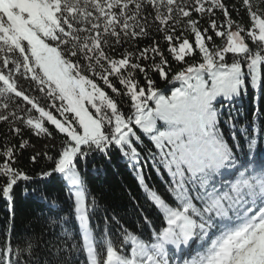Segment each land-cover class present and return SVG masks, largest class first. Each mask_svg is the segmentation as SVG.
Masks as SVG:
<instances>
[{
	"label": "snow or ice",
	"instance_id": "1",
	"mask_svg": "<svg viewBox=\"0 0 264 264\" xmlns=\"http://www.w3.org/2000/svg\"><path fill=\"white\" fill-rule=\"evenodd\" d=\"M243 4L251 19L247 37L252 47L258 49L255 54L241 35L244 28L236 25V30H232L234 21L222 0H192L191 4L189 0H0V121H20L37 136H51L47 122L66 134L55 156L45 153L54 167L43 175L61 174L67 182L69 200L74 199V208L66 216L60 214L62 208L57 207L55 200L46 202L49 215L44 226L55 225L60 231L52 232L43 247L38 239L30 237L28 246L35 259H29L27 264H264V161L257 168L251 159L239 160L219 127L222 109L214 104L219 103L217 97L231 100L238 95L245 83L243 62H247L252 84L260 79L264 13L259 9L253 11L251 0H243ZM189 7L201 16L212 14L214 8L223 10L228 31L218 30L215 20L209 21V27L217 37L226 35L225 46L214 52L209 50L205 41L212 37L207 35L208 29H198ZM153 13L175 60L183 61L193 51L189 39L181 41V37L173 35L184 18L195 36V48L203 56L202 63L172 76V80L182 81V87L170 97L160 94L151 79L147 89L139 87L134 72L146 70L131 62V53L125 52L117 60L104 50L109 46V37L119 44L122 37L146 35ZM149 52L160 57L159 64L153 61V69L166 79L167 60L158 46L143 49L136 59H148ZM225 53L235 54L230 64ZM122 70H127L126 76ZM85 72L99 76L117 95L121 93L109 76L119 78L126 88L123 95L130 97L134 112L125 118L117 101L82 74ZM203 73L212 78L211 88L205 85ZM32 91L43 95H32ZM42 100L44 104L53 102L45 107ZM57 100L61 102L59 106ZM21 101L31 108L22 107ZM149 101L155 102V109L149 107ZM85 103L95 110L94 114ZM10 108L13 110L9 111ZM49 108L56 109L63 119H58ZM33 109L38 116L31 114ZM20 112L25 116L21 117ZM66 113L73 115L70 118ZM255 116L258 119L259 113ZM157 120L164 121L168 130L158 131ZM225 123L236 127L231 120ZM255 123L254 119L253 131ZM134 126L151 135L164 157L163 166L174 181L179 177L175 187L170 188L175 206L150 192V199L163 212L167 224L151 234V242L123 227L122 239L110 238L107 218L103 230L99 223L92 226L97 205L94 200L86 204L87 189L74 163L87 157L93 147L103 152L112 144L121 149L127 146L125 156L139 161L140 153L133 145L140 141V136ZM12 131L21 130L14 127ZM241 132L248 147L253 148L255 136L250 138L247 129L242 128ZM165 140L170 145L168 151ZM26 144L22 141L19 147L23 149ZM13 152V147L6 146L0 153L6 158L0 164V176L7 177L2 194L9 201L13 186L19 180L31 179L12 167ZM187 184L192 188H187ZM191 191H195L194 197ZM129 244L130 255L123 247ZM64 245H69L71 259L65 255ZM11 252L7 245L0 250V264H21L19 257L12 259Z\"/></svg>",
	"mask_w": 264,
	"mask_h": 264
},
{
	"label": "trees",
	"instance_id": "2",
	"mask_svg": "<svg viewBox=\"0 0 264 264\" xmlns=\"http://www.w3.org/2000/svg\"><path fill=\"white\" fill-rule=\"evenodd\" d=\"M192 0H189V4ZM226 6L229 16L234 21L232 30H236V25L244 28L241 33L245 37L246 43L249 44L253 54L258 49L252 47V41L247 37V31L251 28V19L248 14V9L244 6L243 0H222ZM252 10L259 9L264 13V0H251ZM209 6L206 3V7ZM149 11L151 9L149 8ZM191 19L198 21V29L203 32L208 29L207 35L212 37L211 41H205L206 46L210 51L214 52L226 45V35L217 37L215 32L209 27V21L215 20L218 30L228 31L226 18L223 10L214 8L212 14L205 13L201 16L189 7ZM223 25V27H221ZM158 21H154V13L149 18L147 34L136 38L122 37L119 44L115 38L109 37V46L105 47L107 54L113 59H121L125 52L131 53V62L139 63L145 68V72H134V78L139 87L147 89V81H153L154 88L165 97H170L174 91L182 87V81L172 80V76L179 71L186 69L188 66L198 65L203 62V56L199 49L195 48V36L191 28L187 25V18L181 20L173 33L174 36L189 39L193 46V51L185 56L183 61H177L172 54L168 52V41L164 39L165 33L159 30ZM171 22H169V29ZM158 46L164 53L167 64L164 68L167 71V77L161 78L159 73L153 69V61L160 63V57L155 56L152 52L147 54L148 59L137 60L140 51L145 48ZM264 51V49H259ZM235 54L225 53L227 63H231ZM243 59V56L240 57ZM218 59V58H217ZM95 63V61H93ZM106 66V65H105ZM100 70L99 68L97 69ZM130 70V69H129ZM241 72L245 75V83L238 89V95L231 100H225L222 96L217 97L219 103L214 102L215 107L222 109V114L219 117L218 123L225 139L229 145L234 148L236 155L240 161L247 162L249 159L255 162V166L259 168L264 159V63L261 65L260 79L256 84L251 82V74L248 69L247 62L241 64ZM93 79L103 91L106 92L117 101L118 108L121 113L131 115L134 112L132 109V101L129 96L123 95L126 88L119 83V78L110 75L109 79L113 86L118 89L121 95L112 93L111 89L103 83L99 76L93 75L91 72L82 73ZM124 76L127 75V70H122ZM205 85L208 88L212 87V78L208 73H203ZM147 77V78H146ZM167 81H171L168 83ZM32 95H43L36 91L31 92ZM147 94V93H146ZM19 100V98H16ZM53 101H48L51 104ZM44 104V101H41ZM56 105H60V101H55ZM99 103V101H97ZM149 107L155 109L154 101H149ZM47 104H44L47 107ZM21 106L31 108L30 105L21 101ZM89 111L94 114V109L85 103ZM13 109L10 108L9 111ZM58 119H63L60 113L54 108H49ZM2 111V109H0ZM259 113L257 119L255 114ZM32 115L38 116L35 110H32ZM21 117L25 116L24 112H20ZM70 118L73 114L66 113ZM110 115V110H109ZM255 119V131H253L252 121ZM231 120L235 124V129L225 121ZM45 126L51 132V136H37L33 130L26 127L20 121L4 122L0 121V153L6 146L13 147V159L10 161L12 167L24 172L31 177L29 180H19L13 186L10 195L11 201L3 197L2 186L6 184L7 177L0 176V250L7 245L12 249L10 253L12 259L19 257L21 264H27L29 259H35L31 256V249L28 246L30 237H35L40 241V247L49 241L52 232H59L58 226L45 227V218L49 215L46 202H57V207L62 208L61 215H68L74 208V199L69 200L67 191V182L61 174L54 173L51 176H44V172H50L54 167L53 161L47 159V156H55L61 150L64 144L66 134L60 133L54 125L47 124ZM78 127V125H74ZM19 127L20 132L12 131V128ZM247 129L249 137L255 136L256 144L253 148L248 147L241 129ZM158 131H167L168 128L164 121L157 120ZM134 131L140 136V141H137L133 146L137 147L140 153L139 161H131L125 152L129 151L127 146L121 149L114 144L108 145L103 151L93 150L91 153L77 163V170L87 189L86 204L95 201L97 208L92 220V226L95 228L99 223L101 230L104 228L105 218L108 220V226L112 233L110 238L122 239L121 228L131 230L134 234L140 235L141 238H147L151 241V234L164 227L166 221L161 210L157 208L154 201L150 199V192L158 194L170 206H175L176 201L174 193L170 188L175 187V182L179 181V177L174 178L162 163L164 157L159 148L151 140L150 134H144L141 129L134 126ZM155 134V133H153ZM233 135L236 139L233 140ZM22 141H26V146L21 149L19 147ZM165 151L170 149L167 140L163 141ZM239 144V147H235ZM47 153V156L45 155ZM36 156L33 161L32 157ZM58 159V156L56 157ZM5 157L0 155V164L5 161ZM133 163L135 167H133ZM174 170V169H173ZM243 170V169H241ZM248 175L249 173H245ZM143 179V184L141 183ZM187 188L191 189L192 185L187 184ZM190 195H196L195 191H191ZM199 203L198 201H194ZM11 205V210H10ZM70 205L72 207H70ZM115 217V220H112ZM147 217V220L145 219ZM118 221V223H117ZM77 225L73 223L72 227ZM11 229V230H9ZM21 240L24 242L21 243ZM120 247V244L116 245ZM69 245H64L65 255L70 259L71 254L67 252ZM124 247V246H123ZM23 250V251H21ZM106 255V250H105Z\"/></svg>",
	"mask_w": 264,
	"mask_h": 264
},
{
	"label": "rangeland",
	"instance_id": "3",
	"mask_svg": "<svg viewBox=\"0 0 264 264\" xmlns=\"http://www.w3.org/2000/svg\"><path fill=\"white\" fill-rule=\"evenodd\" d=\"M166 226H167V225H166ZM126 247H128L127 252H128V254L130 255V252H131V245H126Z\"/></svg>",
	"mask_w": 264,
	"mask_h": 264
}]
</instances>
